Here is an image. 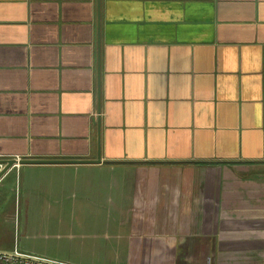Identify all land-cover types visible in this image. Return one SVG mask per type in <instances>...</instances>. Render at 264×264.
I'll use <instances>...</instances> for the list:
<instances>
[{
    "label": "crops",
    "instance_id": "obj_1",
    "mask_svg": "<svg viewBox=\"0 0 264 264\" xmlns=\"http://www.w3.org/2000/svg\"><path fill=\"white\" fill-rule=\"evenodd\" d=\"M100 20L99 59L98 0H0V158L101 156L14 166L0 225L68 222L76 261L18 251L70 264H264V0Z\"/></svg>",
    "mask_w": 264,
    "mask_h": 264
},
{
    "label": "rangeland",
    "instance_id": "obj_2",
    "mask_svg": "<svg viewBox=\"0 0 264 264\" xmlns=\"http://www.w3.org/2000/svg\"><path fill=\"white\" fill-rule=\"evenodd\" d=\"M42 212L43 210H38L35 204L32 205L31 234L27 237L18 232L19 206L15 207V203H10L7 211L9 215L8 222L0 225V251L17 249L24 252L47 255L51 258L76 261L70 251V244L74 241V235L70 230L71 225L68 222H45L38 218V216H42ZM38 250L46 251L48 254Z\"/></svg>",
    "mask_w": 264,
    "mask_h": 264
},
{
    "label": "water",
    "instance_id": "obj_3",
    "mask_svg": "<svg viewBox=\"0 0 264 264\" xmlns=\"http://www.w3.org/2000/svg\"><path fill=\"white\" fill-rule=\"evenodd\" d=\"M99 8V34H98V53L100 59L101 34H100V9L101 0H98ZM100 82V80H99ZM101 156L97 159H37V158H0V180L16 165L20 164H43V163H99Z\"/></svg>",
    "mask_w": 264,
    "mask_h": 264
},
{
    "label": "built area",
    "instance_id": "obj_4",
    "mask_svg": "<svg viewBox=\"0 0 264 264\" xmlns=\"http://www.w3.org/2000/svg\"><path fill=\"white\" fill-rule=\"evenodd\" d=\"M0 264H70L33 254H27L15 250L13 252L0 251Z\"/></svg>",
    "mask_w": 264,
    "mask_h": 264
}]
</instances>
